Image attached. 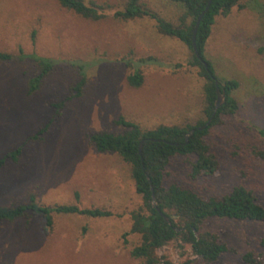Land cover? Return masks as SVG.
I'll list each match as a JSON object with an SVG mask.
<instances>
[{
    "label": "rangeland",
    "instance_id": "rangeland-1",
    "mask_svg": "<svg viewBox=\"0 0 264 264\" xmlns=\"http://www.w3.org/2000/svg\"><path fill=\"white\" fill-rule=\"evenodd\" d=\"M104 17L91 20L58 0H0V159L22 146L17 162L0 168V205L29 203L101 208L113 215L55 213L54 223L33 211L0 227V264H143L132 256L141 241L132 233L131 213L143 200L130 166L115 152H100L90 136L122 133L124 117L145 128L160 124L194 125L205 119L200 68L189 64L192 49L163 33L155 19H121L126 0H95ZM175 25L185 5L174 0H141ZM228 16L219 15L206 45L220 79H237L239 109L222 115L207 142L220 162L217 176H192L197 156L175 155L165 184L179 183L204 197L224 196L239 184L264 205V0H241ZM191 17L186 19L191 23ZM21 53L23 58L19 56ZM34 56L57 61L39 90L28 93L37 75ZM148 57L156 61H144ZM87 83L76 96L82 78ZM140 71L144 82L129 84ZM46 132L36 135L47 123ZM78 193V197H77ZM232 251L215 264H246L243 255L262 253L264 221L210 218L205 226ZM173 241L157 251L173 264L201 262L190 245ZM163 264V263H162ZM264 264V257L263 263Z\"/></svg>",
    "mask_w": 264,
    "mask_h": 264
},
{
    "label": "trees",
    "instance_id": "trees-1",
    "mask_svg": "<svg viewBox=\"0 0 264 264\" xmlns=\"http://www.w3.org/2000/svg\"><path fill=\"white\" fill-rule=\"evenodd\" d=\"M58 1L63 7L87 19L97 21L105 16L102 12L105 7L95 0ZM174 1L183 3L186 8L180 25L167 21L141 0H126L125 9L117 11L115 16L125 20L150 16L157 21L163 33L178 37L192 49L193 56L189 64L199 67L200 75L205 78L203 105L205 119H200L194 125L160 124L154 128H145L134 121L120 117L116 123L126 128L124 132L117 134L97 132L93 133L90 139L100 152H115L130 166L136 190L142 196L141 207L131 213L133 220L131 232L141 236L140 243L131 251L132 256L142 259L143 264H173L166 257L161 258L157 251L173 241H180L182 244L190 245L194 254L201 258V262H194V264H215L224 253L232 251V248L222 242L218 233L205 229L207 221L210 218L264 221V205L258 201L254 191L244 184L235 186L229 194L221 197H204L198 191L176 182L166 185L165 177L171 158L175 155L195 154L197 156L192 167L193 177L217 176L219 173L220 162L206 137L213 126L222 122V115L233 114L239 109V102L232 94L239 88L240 82L237 79L218 77L213 63L206 58V45L217 16H228L235 6L245 8L246 4L241 3V0H213L209 10L204 14L198 29L197 44L202 57L208 63L209 69H207L204 62L194 52L192 37L197 20L206 9L209 0ZM188 17L192 19L190 24L186 22ZM19 57L23 58L24 55L21 53ZM14 58L13 53L0 50V60L10 61ZM147 60L156 61V58L148 57V59H142V62ZM34 61L38 66V73L28 82L29 94L39 90L43 79L57 64L56 60L41 56H34ZM79 67L82 70V78L76 86L78 91L76 96L82 94V89L87 83L83 72L84 65H79ZM217 80L226 92V102L213 116L217 100ZM128 81L130 85L139 87L144 82V76L137 71L129 75ZM209 120L211 123L208 127L201 130L200 128ZM50 124L51 122L47 123L31 138L37 139L38 134L46 132ZM192 129L195 131L187 140V135ZM259 131L264 133V129H259ZM22 149L23 147L20 146L1 158L0 168L8 160L17 162ZM148 175L152 182L149 181ZM154 199L159 208L170 216L172 223L160 215L153 205ZM31 211L43 216L48 226L53 225L55 213L85 214L93 217L113 215L110 210L101 208H80L78 205H43L32 196L29 203L13 206L0 205V227L3 221H15L27 216ZM182 244L180 246H183ZM261 244L264 246V238L261 239ZM263 257L262 253L249 251L243 255V260L246 264H262ZM191 263L193 260L189 259L185 264Z\"/></svg>",
    "mask_w": 264,
    "mask_h": 264
},
{
    "label": "water",
    "instance_id": "water-1",
    "mask_svg": "<svg viewBox=\"0 0 264 264\" xmlns=\"http://www.w3.org/2000/svg\"><path fill=\"white\" fill-rule=\"evenodd\" d=\"M212 1L213 0H209L208 2V5L206 7V9L202 12V14L199 16L198 20H197V23L194 27V30H193V49H194V52L196 53V55L204 62V64L206 65L207 69H209V66H208V63L206 60H204V58L202 57L200 51H199V48H198V44H197V34H198V29H199V26H200V23L202 21V18L204 16V14L209 10L211 4H212ZM216 84H217V100H216V107H215V110H214V113H213V116L217 113V110L223 106L226 102V92L220 87L219 85V80L216 81ZM211 123V120H209L205 125H203L200 129L203 130V129H206L208 127V125ZM194 129H192L188 135H187V140H189V136L191 134L194 133ZM142 148H143V141L141 142L140 144V152L142 153ZM149 177V181L152 182L150 176L148 175ZM153 189V188H152ZM153 205L154 207L158 210V212L160 213V215L162 217H164V219L166 221H168L169 223H172L171 221V218L169 215H167L166 213H164L158 206L157 204V201L154 199L153 201ZM177 230H180L179 228H177Z\"/></svg>",
    "mask_w": 264,
    "mask_h": 264
}]
</instances>
